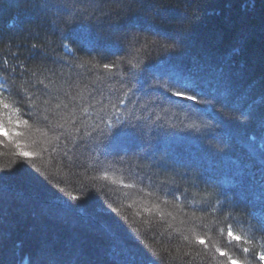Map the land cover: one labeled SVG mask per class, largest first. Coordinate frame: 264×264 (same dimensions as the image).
Listing matches in <instances>:
<instances>
[{"label":"trees","instance_id":"trees-1","mask_svg":"<svg viewBox=\"0 0 264 264\" xmlns=\"http://www.w3.org/2000/svg\"><path fill=\"white\" fill-rule=\"evenodd\" d=\"M64 3L0 0V264H263L264 0L137 5L135 95L123 60L104 68L128 55L119 6Z\"/></svg>","mask_w":264,"mask_h":264},{"label":"snow or ice","instance_id":"snow-or-ice-1","mask_svg":"<svg viewBox=\"0 0 264 264\" xmlns=\"http://www.w3.org/2000/svg\"><path fill=\"white\" fill-rule=\"evenodd\" d=\"M114 3H116L119 6V12L117 13V18L113 22V29H112V40L113 45L117 48H125L128 50L127 57H117V60L112 62L111 64L105 63L104 68L111 70L114 67H117L120 60L124 61V64L127 66L128 71L131 74V87L128 89V91H133L137 88V85L140 86L139 90L145 91V94H148L147 90L144 89V83H145V77L153 71L150 65H146L143 63V61L133 53H138L143 48L147 46V37H145V42L141 43V34L142 30L135 29L134 27H128L122 24V21H125L128 19L130 14L138 10L137 5L143 6L145 3L149 2V0H113ZM68 0H65V3L63 4V7H68ZM68 23L71 24L72 20L71 17H68ZM67 39V37H65ZM155 42V41H153ZM64 48L71 54L74 55L72 52V49L69 47L68 43H64ZM176 46V42L172 41L170 43H164L162 45L163 49L165 51L174 50ZM153 82L149 85V89H155V90H162L161 94L164 96L171 95L172 97L187 100L190 102H196L197 96L196 95H189V85L186 82H182L181 78L179 77H173V76H154ZM127 95V93H125ZM133 95H135V92L133 91ZM138 98V97H137ZM29 99H31L29 97ZM151 102V101H150ZM7 107V105H4ZM144 107H147V105H144ZM219 111H223V107L219 109ZM226 119H230V115L225 116ZM119 119V117H117ZM157 119H160L159 116H157ZM25 123H27L25 121ZM123 124L124 122L121 121ZM112 125L109 124V127ZM127 126V125H126ZM131 127L135 128L136 126L133 124ZM19 135V133H17ZM19 147V145H17ZM43 151H47V149H42ZM22 156H30L33 154H30L28 152H21ZM227 219V217H226ZM260 223V229L262 236H264V216H261V219L259 221ZM227 237L230 238V241H236L241 242L242 238L240 236H237L234 234L232 230L231 224L227 225ZM225 229L221 228L220 233L221 235L224 234ZM187 239V237H185ZM194 239L201 245L205 244L206 241L204 238H201L200 236H194ZM243 243L247 244L248 240H243ZM219 252V255L221 257H224L227 255L224 251H220V249H217ZM244 253L249 252V248L244 247L242 249ZM260 260L264 261V255H261L259 257ZM230 264H237V261L235 259H232L229 257Z\"/></svg>","mask_w":264,"mask_h":264},{"label":"rangeland","instance_id":"rangeland-1","mask_svg":"<svg viewBox=\"0 0 264 264\" xmlns=\"http://www.w3.org/2000/svg\"><path fill=\"white\" fill-rule=\"evenodd\" d=\"M264 264V262H262Z\"/></svg>","mask_w":264,"mask_h":264}]
</instances>
